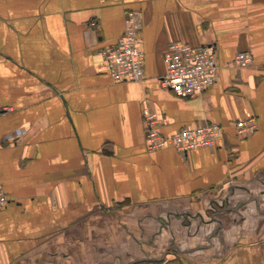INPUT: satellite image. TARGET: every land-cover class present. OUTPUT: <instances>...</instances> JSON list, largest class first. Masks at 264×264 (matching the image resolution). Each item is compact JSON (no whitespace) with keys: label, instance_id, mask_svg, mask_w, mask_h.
Instances as JSON below:
<instances>
[{"label":"crops","instance_id":"obj_1","mask_svg":"<svg viewBox=\"0 0 264 264\" xmlns=\"http://www.w3.org/2000/svg\"><path fill=\"white\" fill-rule=\"evenodd\" d=\"M130 10L144 75L115 83L102 49ZM174 41L215 50L193 98L160 84ZM146 106L164 136L208 122L223 138L149 152ZM0 185V264H264V0H0Z\"/></svg>","mask_w":264,"mask_h":264},{"label":"built area","instance_id":"obj_2","mask_svg":"<svg viewBox=\"0 0 264 264\" xmlns=\"http://www.w3.org/2000/svg\"><path fill=\"white\" fill-rule=\"evenodd\" d=\"M124 31L117 42L102 49L103 69L115 83L137 82L144 75V52L141 46L140 31L142 14L138 10L127 11L123 18ZM166 72L160 79L163 88L169 89L176 97L193 98L215 82L217 62L215 50L211 46H192L183 41L168 44L163 57ZM252 63L249 52L237 53L232 65L247 66ZM142 118L145 126V145L149 152L172 146L180 154L199 149H214L223 138L222 127L218 124L204 122L197 126H185L170 136H164L158 128L165 120L159 118L149 108L144 107ZM236 133L244 137L257 130L254 116L238 119L234 123ZM12 136L5 137L11 142ZM7 197L0 185V210L5 207Z\"/></svg>","mask_w":264,"mask_h":264}]
</instances>
